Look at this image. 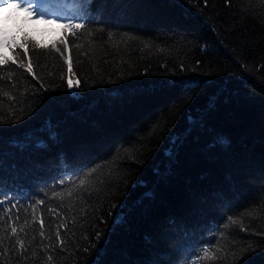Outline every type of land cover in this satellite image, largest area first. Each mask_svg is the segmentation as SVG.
Instances as JSON below:
<instances>
[{"label": "trees", "instance_id": "1", "mask_svg": "<svg viewBox=\"0 0 264 264\" xmlns=\"http://www.w3.org/2000/svg\"><path fill=\"white\" fill-rule=\"evenodd\" d=\"M44 5L48 20L0 10L17 43L29 37L27 56L0 53L32 65H0L18 264H264V0Z\"/></svg>", "mask_w": 264, "mask_h": 264}, {"label": "snow or ice", "instance_id": "2", "mask_svg": "<svg viewBox=\"0 0 264 264\" xmlns=\"http://www.w3.org/2000/svg\"><path fill=\"white\" fill-rule=\"evenodd\" d=\"M84 3H90V0H84ZM9 4V0H0V5L2 6H8ZM12 6H14L17 10H21L24 11L27 15L25 17V19H31L33 16H38L39 19H43V15L42 14H37L35 12L34 9V5L32 0H12ZM63 27L65 29H82L84 27L83 24H73L71 22V20H69L67 23H65L63 25ZM74 34V33H73ZM109 38L111 39V36H109ZM29 43V37L27 36V34H24L21 37V42L17 43V41L15 40L14 37H10L9 35H7L6 33L0 32V49L3 48H16L19 47L21 49H25L24 55L27 56L28 52H27V48L26 45ZM56 43L57 42H53L52 44V48H56ZM9 60H11V62L13 64H17L18 67L20 68H25L27 69L28 73H32V65H31V60L29 58V63L27 65L24 64L23 61L18 60V55H14V56H5L2 53H0V65H7L9 63ZM51 75V73H50ZM0 79H3V77H0ZM9 80L12 79L11 75L8 77ZM33 79H38L34 74H33ZM14 86V85H13ZM79 87V81L75 82V85L73 83L72 79L68 80V87L71 89L73 87ZM41 87H43V84H41ZM7 95V94H6ZM9 100L10 101H14L15 97L13 96H9ZM10 107H15L14 103L10 105ZM0 123H2V121H0ZM13 143H19V142H13ZM41 145L44 146V141L43 140H37L36 141V147H41ZM79 169H76V171H78ZM95 171V169H91L88 171V173H86L87 176H91L92 173ZM63 183V181H61ZM86 184V180L85 179H80L79 180V186L80 187H84ZM0 195H3V193H0ZM54 196H59L60 193H53ZM69 196L72 195V192L69 191L68 193ZM8 204V207H5V204ZM36 203L38 204H42L44 203L43 201H37ZM12 209H18V204L16 203H12L11 200H0V222H2L3 224L7 225L10 227V232L8 231L7 227H4L3 229H0V231H2L4 233L3 236H0V257H6L7 261H10L11 264H18V262L20 260L26 259V254L28 252V247H26L24 240L20 239L17 236L18 233V229L15 226H12L15 222H18L20 217L17 215L15 217V221L13 219V214H12ZM49 211H52L51 209ZM235 221H232V224L226 227H231L234 230L230 231L228 233L229 236H232L233 239L236 238V236L238 235L239 232L241 231H246L245 228L241 227L236 229L235 228ZM40 227L41 230H43L44 228V221L41 220L40 221ZM67 227L66 224L61 223L59 225V228H65ZM19 231L23 232L24 229L20 228ZM40 235L43 237L44 233L43 231H41ZM12 237H17L15 240V243H12ZM56 239L60 245L59 251L62 254L64 252V241L60 238V232L59 230L56 233ZM260 243H264V241H260ZM43 251V249H42ZM217 251H220V249H217ZM210 256V251L209 248H204L202 250V255L198 258H206ZM35 258H38V254H34ZM212 259H215V255H211ZM48 261H52L53 257L51 255H49L47 257ZM6 261V264H7ZM34 264H35V259H34Z\"/></svg>", "mask_w": 264, "mask_h": 264}, {"label": "rangeland", "instance_id": "3", "mask_svg": "<svg viewBox=\"0 0 264 264\" xmlns=\"http://www.w3.org/2000/svg\"><path fill=\"white\" fill-rule=\"evenodd\" d=\"M32 2H33V5H34L35 12L38 15L42 14L43 17H44L43 19H39L38 16H33L32 18H35L36 20H48V18H50V16L47 15L48 12H49V9H47V11H46V10L43 9V8H46V7H40L42 0H32ZM10 4H12V0H9V4L8 5H10ZM4 7L5 6L0 5V10H3ZM3 15L4 14H0V32L6 33L10 37H12L13 36V30H12V28L9 25H7V24H5L3 22ZM4 49L5 48L0 49V50H4Z\"/></svg>", "mask_w": 264, "mask_h": 264}]
</instances>
